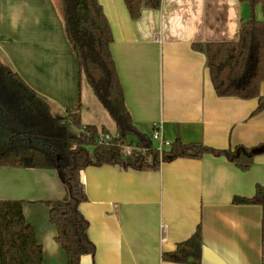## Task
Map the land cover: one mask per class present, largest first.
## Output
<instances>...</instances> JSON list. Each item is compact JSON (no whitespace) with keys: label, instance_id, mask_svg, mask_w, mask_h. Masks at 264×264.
Wrapping results in <instances>:
<instances>
[{"label":"crops","instance_id":"0c3cea01","mask_svg":"<svg viewBox=\"0 0 264 264\" xmlns=\"http://www.w3.org/2000/svg\"><path fill=\"white\" fill-rule=\"evenodd\" d=\"M108 20L111 54L133 124L154 147L168 149L179 138L216 149L264 142V109L251 116L257 99L218 97L205 55L194 43L237 41L250 10L240 0H161L142 7L132 20L123 0H98ZM255 18L264 21L258 6ZM0 59L41 96L53 116L79 105L82 125L115 124L94 96L63 27L59 0H0ZM264 95V80L259 86ZM12 128L0 127V142ZM0 166V200H21L26 222L42 247L43 264H67L49 222L46 201H65L68 190L57 169ZM86 201L79 210L88 221L93 258L81 264H178L164 261L200 224L201 264H264L259 205L234 204L264 187V154L247 171L225 157L176 158L157 170L118 165L82 170ZM162 226L166 227L162 241Z\"/></svg>","mask_w":264,"mask_h":264},{"label":"trees","instance_id":"16d2710c","mask_svg":"<svg viewBox=\"0 0 264 264\" xmlns=\"http://www.w3.org/2000/svg\"><path fill=\"white\" fill-rule=\"evenodd\" d=\"M250 10V18L240 25L237 41L194 43L206 57L211 85L218 97L257 99L251 116L264 109L259 86L264 80V21L255 18L264 0H240ZM132 20L142 7L158 9L161 0H123ZM66 39L94 96L115 124L108 142H99L100 131L82 125L79 105L67 108L63 116H53L46 101L0 59V127L12 128L0 142V166L22 167L23 152H29L28 165L35 169L60 172L68 190L65 201H46L49 222L56 228L55 240L65 252L67 264H81L93 258L94 244L87 239L88 221L79 210L86 201L80 172L88 166L118 165L124 169L157 170L161 163L176 158L200 159L204 155L225 157L239 170L247 171L254 157L264 154V142L252 147L216 149L200 142L183 143L179 138L159 151L145 133L133 124L125 105L123 89L111 54L113 41L108 20L98 0H59ZM130 153L126 154V149ZM234 204L259 205L261 248L264 254V187L256 185L250 197L234 196ZM21 200H0V264H43V252L34 229L26 222ZM202 231L199 224L173 251L164 252V261L201 264Z\"/></svg>","mask_w":264,"mask_h":264},{"label":"built area","instance_id":"2783aa9c","mask_svg":"<svg viewBox=\"0 0 264 264\" xmlns=\"http://www.w3.org/2000/svg\"><path fill=\"white\" fill-rule=\"evenodd\" d=\"M114 134H110V133H106V134H104V133H99V136H98V141L99 142H108V141H110L111 140V138H112V136H113ZM159 138V134H158V132H156V131H154L153 133H152V135H151V140H157ZM159 151H161L162 150V148L160 147V148H158V147H156ZM130 153V149L129 148H127L126 149V154L128 155ZM161 232H162V241L165 239V237L163 236L164 234H165V232H166V227L165 226H162V228H161Z\"/></svg>","mask_w":264,"mask_h":264},{"label":"rangeland","instance_id":"374dc122","mask_svg":"<svg viewBox=\"0 0 264 264\" xmlns=\"http://www.w3.org/2000/svg\"><path fill=\"white\" fill-rule=\"evenodd\" d=\"M23 156L25 157V159H27V157L29 156V152L27 150H25L23 152Z\"/></svg>","mask_w":264,"mask_h":264},{"label":"water","instance_id":"95a60500","mask_svg":"<svg viewBox=\"0 0 264 264\" xmlns=\"http://www.w3.org/2000/svg\"><path fill=\"white\" fill-rule=\"evenodd\" d=\"M83 181V175H82V171L80 172V182L82 183Z\"/></svg>","mask_w":264,"mask_h":264}]
</instances>
